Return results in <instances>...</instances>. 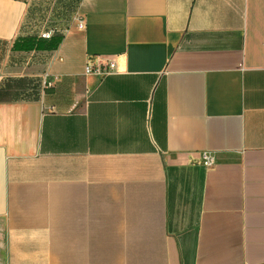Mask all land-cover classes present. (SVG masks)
Instances as JSON below:
<instances>
[{"label":"crops","instance_id":"obj_1","mask_svg":"<svg viewBox=\"0 0 264 264\" xmlns=\"http://www.w3.org/2000/svg\"><path fill=\"white\" fill-rule=\"evenodd\" d=\"M46 1L0 0V80L37 58L17 37L63 34L30 75L52 88L0 102V264H264V0H75L37 29Z\"/></svg>","mask_w":264,"mask_h":264},{"label":"trees","instance_id":"obj_2","mask_svg":"<svg viewBox=\"0 0 264 264\" xmlns=\"http://www.w3.org/2000/svg\"><path fill=\"white\" fill-rule=\"evenodd\" d=\"M63 34L56 31L49 38H42L38 34H30L17 37L14 41L9 56L11 59H24L29 56L37 57L39 60L31 59L26 65L25 62L12 61L5 67L6 73H22L23 76L9 77L0 86V102L34 100L41 97V89L47 93L52 87L42 88L41 83L30 75L43 74L46 71V63L40 62V58L52 55L61 43ZM39 57V58H38ZM16 63V64H14Z\"/></svg>","mask_w":264,"mask_h":264},{"label":"rangeland","instance_id":"obj_3","mask_svg":"<svg viewBox=\"0 0 264 264\" xmlns=\"http://www.w3.org/2000/svg\"><path fill=\"white\" fill-rule=\"evenodd\" d=\"M54 0H47L46 4L44 3L43 6L41 4V7H37L38 12H35V23L37 26V29H40L42 26H48L52 25L53 22H59L61 19L64 21V25H66L67 22L70 21L72 12L76 8V1L75 0H70L66 3V0H55L54 4L51 2ZM61 6L64 7V10H61ZM56 17L59 18L56 20ZM6 59V56L4 52H0V75H4V72H1V67L2 64L4 63ZM6 77H2L0 80V86L4 82H6ZM65 161L67 160H61L58 159L55 161L54 165L56 167H61L63 164H66Z\"/></svg>","mask_w":264,"mask_h":264},{"label":"built area","instance_id":"obj_4","mask_svg":"<svg viewBox=\"0 0 264 264\" xmlns=\"http://www.w3.org/2000/svg\"><path fill=\"white\" fill-rule=\"evenodd\" d=\"M75 19L78 22V27H84V19L82 16L78 14L75 15ZM57 31V28L54 26L46 27L45 29L41 30L39 36L42 38L49 39L51 38L54 33ZM116 68V62L113 59L103 57V56H96L94 58L90 57L85 66V73L86 74H109L114 72ZM43 88H49L53 86L52 80L49 79L48 74L44 75V81L42 83ZM200 161L206 166L211 167L214 164V157L209 154L208 152H203L201 154Z\"/></svg>","mask_w":264,"mask_h":264}]
</instances>
